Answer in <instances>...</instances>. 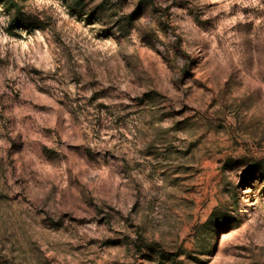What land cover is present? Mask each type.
<instances>
[{
  "label": "rangeland",
  "instance_id": "1",
  "mask_svg": "<svg viewBox=\"0 0 264 264\" xmlns=\"http://www.w3.org/2000/svg\"><path fill=\"white\" fill-rule=\"evenodd\" d=\"M0 1V264H264V0Z\"/></svg>",
  "mask_w": 264,
  "mask_h": 264
},
{
  "label": "trees",
  "instance_id": "2",
  "mask_svg": "<svg viewBox=\"0 0 264 264\" xmlns=\"http://www.w3.org/2000/svg\"><path fill=\"white\" fill-rule=\"evenodd\" d=\"M1 2H3L6 6H9L10 8L12 7H17V1L16 0H0Z\"/></svg>",
  "mask_w": 264,
  "mask_h": 264
}]
</instances>
